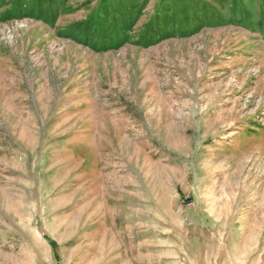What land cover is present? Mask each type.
<instances>
[{
  "label": "rangeland",
  "instance_id": "1",
  "mask_svg": "<svg viewBox=\"0 0 264 264\" xmlns=\"http://www.w3.org/2000/svg\"><path fill=\"white\" fill-rule=\"evenodd\" d=\"M0 264H264V0H0Z\"/></svg>",
  "mask_w": 264,
  "mask_h": 264
},
{
  "label": "trees",
  "instance_id": "2",
  "mask_svg": "<svg viewBox=\"0 0 264 264\" xmlns=\"http://www.w3.org/2000/svg\"><path fill=\"white\" fill-rule=\"evenodd\" d=\"M104 10H106L105 7H103V8L101 9V12L103 13ZM117 38H119V37H117ZM117 42H118V41H117Z\"/></svg>",
  "mask_w": 264,
  "mask_h": 264
}]
</instances>
